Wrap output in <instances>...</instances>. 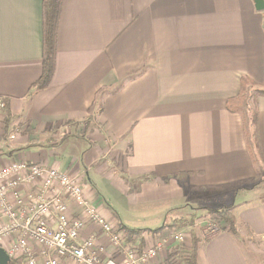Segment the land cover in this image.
I'll return each mask as SVG.
<instances>
[{
  "label": "crops",
  "instance_id": "crops-1",
  "mask_svg": "<svg viewBox=\"0 0 264 264\" xmlns=\"http://www.w3.org/2000/svg\"><path fill=\"white\" fill-rule=\"evenodd\" d=\"M42 2L0 0L1 112L5 126L25 131L0 141V164L83 169L84 195L112 225L129 229L121 210L222 207L237 197L235 231L242 223L264 239V191L239 195L264 180V96L261 163L249 156L240 114L227 107L241 78L264 88V8L253 0H61L52 78L33 91L42 72ZM67 123L76 135L60 138ZM52 130L54 141L29 144L31 134ZM165 228L149 230L147 242ZM88 233L99 231L90 224ZM237 236L222 230L201 243L198 264H250Z\"/></svg>",
  "mask_w": 264,
  "mask_h": 264
},
{
  "label": "built area",
  "instance_id": "built-area-1",
  "mask_svg": "<svg viewBox=\"0 0 264 264\" xmlns=\"http://www.w3.org/2000/svg\"><path fill=\"white\" fill-rule=\"evenodd\" d=\"M4 107L0 96V112ZM81 173L76 176L21 159L0 164V247L5 245L10 258L17 257L22 264H159L154 259L166 249L168 239L183 240L178 232L142 250L123 245V236L100 213L99 201L84 195L85 172ZM90 224L122 259L103 256L105 247L98 236L84 235Z\"/></svg>",
  "mask_w": 264,
  "mask_h": 264
},
{
  "label": "rangeland",
  "instance_id": "rangeland-1",
  "mask_svg": "<svg viewBox=\"0 0 264 264\" xmlns=\"http://www.w3.org/2000/svg\"><path fill=\"white\" fill-rule=\"evenodd\" d=\"M242 79H244L243 82V86L241 84ZM258 90L260 91H264V88H254L253 84L251 83V81L248 78H241L240 79V93L238 94V96L231 101L232 106L237 109L235 110L237 113L240 114L241 116V120H242V113H244L245 110H248L250 113H248L247 111V115L251 114V111H253L256 106H257V99L260 97L258 96ZM3 112H1L2 114ZM5 116L4 114L0 115V141H10V140H14V138L17 136H20V134H23L24 132H20L19 130H15L13 127L11 128L10 126H5ZM67 128L66 126L61 129V133H60V138L63 136H67L70 135L71 133H73V135H76L75 130L77 129V125L75 123H67ZM70 131L71 133L67 132ZM82 132V130H81ZM80 132V133H81ZM55 130H52L51 132H49L46 135H42V138L40 137H36L34 138L33 135L31 134L30 137L28 136L29 139V144H39L40 143V139L43 142H48L50 139L51 141H54L55 139ZM10 134L13 135V138H9ZM59 138V139H60ZM84 143H87V141L81 140ZM55 143V142H54ZM73 143V142H72ZM32 147V146H29ZM70 150V152L73 153L72 150H76L75 147L73 146L71 149L68 148ZM32 150V149H29ZM81 154V153H80ZM14 160V159H13ZM261 161V159H260ZM259 161V162H260ZM261 163V162H260ZM83 170V169H82ZM81 169H79L78 171L72 172V171H66L67 173H71L73 175L76 176H81L82 171ZM90 171V170H89ZM87 175V174H86ZM89 177V176H88ZM88 177H85V174L81 177L82 182L86 183L88 180ZM90 177H93V175H90ZM90 180V179H89ZM102 185L106 186L103 182L101 183ZM104 186H101L98 184V187L100 189V192L104 195V192H107V190L105 189ZM264 191V180L262 181H257L254 184L251 185V187L249 188H242L239 190V195L241 194H249L252 195L253 193H263ZM257 199H254L253 201L256 200H261L262 196H259V194L256 196ZM112 200V199H111ZM218 201V200H215ZM212 202V201H211ZM220 202V201H219ZM240 200L235 197V203H229L228 202L226 204L228 205H224L222 207H227L230 209L228 210V215H232L233 217V221L236 217V212L239 208V206L237 205L235 207V204L239 203ZM112 204H114L116 210H117V203L115 204L114 201H112ZM210 204H214V203H210ZM203 205V204H202ZM207 205H185L183 206L181 209H176V210H166L164 205H160V204H141L139 206H137L136 208H132L129 209L131 211H125V210H121L119 211L121 215L124 216V218H126V222L129 224V226H134L133 229H142L143 227H145L144 229H142L140 232L137 233H133L128 235L127 231H124L120 225L117 224L113 225L115 227V230L119 231L120 234L123 236V240L127 242L126 245L128 246H137L139 247L142 243L141 246H144L142 248H149L153 245V243L155 242V239L153 240V238L149 241V229L146 227H150L151 229H156L155 227L160 225L162 220L164 219V222H167V220H169L170 218L173 217H177V216H194L195 220L194 223L191 227V225H185L183 228L180 229V231L178 230H174V229H167L165 228L164 233L165 237L167 236H171L174 235L175 233L180 232L181 234L184 235V238L182 241L178 242L176 240H173L172 236L168 239V244L166 249L162 250L159 254V256L157 255V258L154 259V261L156 263L159 262H166V259L164 260L165 255L168 257V263L170 264H185V260L188 258V256H190V249H191V244H193V236H195V239L197 240L198 243L203 242L205 239H209L211 236L215 235L216 233L222 232V230H229L230 231V224L228 222L225 221H221L219 223L215 222V215L214 214H210L208 209H219L222 208L220 206H216L214 207V205H208L209 207H204ZM235 207V209H234ZM236 211V212H235ZM185 216V217H186ZM123 218V217H122ZM189 218V217H188ZM212 227V226H216V230L210 231L208 229V227ZM227 227V228H226ZM226 228V229H225ZM238 228L240 231V235L239 233H237L235 231V233H233L232 231H230L231 233H233L235 236H237L238 242L242 243V249L245 252L244 254H246L247 259L249 261L250 264H264V239H261L260 237L256 236L253 233H250L248 229L245 228V226L242 223H238ZM143 230L145 232H143ZM152 232H154V230H150ZM88 232H85L84 235H87ZM90 234V233H89ZM152 235V234H151ZM98 241L101 245H103L105 247V252L103 256H114V251L111 250V248H113L112 245L108 244V246L106 245L108 243L106 236L102 235V234H98ZM154 236V235H153ZM161 236L156 237V238H161ZM155 238V237H154ZM127 239V240H126ZM106 241V242H105ZM109 249V250H108ZM115 250V249H114ZM177 250V251H175ZM115 257V256H114ZM123 258V255L121 257V259ZM11 261L15 262V264H22V262L17 258V257H11L10 258ZM150 264V263H148Z\"/></svg>",
  "mask_w": 264,
  "mask_h": 264
},
{
  "label": "trees",
  "instance_id": "trees-1",
  "mask_svg": "<svg viewBox=\"0 0 264 264\" xmlns=\"http://www.w3.org/2000/svg\"><path fill=\"white\" fill-rule=\"evenodd\" d=\"M61 0H43L42 2V10H43V20H42V72L40 77L31 85V90H41L45 88L51 81L53 68H54V58H55V47H56V27H57V18L59 12ZM244 79H242L241 84L243 86ZM108 89V88H107ZM258 96H264V91L258 90ZM227 107L231 108V110H237L233 106H231V101L227 102ZM248 110H245L242 113V123H243V130L246 138V148L249 153V156L253 162L260 161V149L259 144L257 141V106L256 108L251 111V114L247 115ZM248 113H250L248 111ZM84 185V183H83ZM230 209L227 207H222L219 209H208L210 214H214L216 219L215 222L219 223L221 221L228 222L231 226L230 231L235 233L234 231V221L232 215H228V210ZM186 216V215H185ZM177 216L170 218L164 225L157 227L156 229H149L154 230V232L162 230L164 227L167 229H174L180 231L185 225H193L195 217L192 216ZM189 217V218H188ZM124 231L128 232V235L133 233L140 232L142 229H129L124 226H121ZM165 235V234H163ZM162 235V236H163ZM158 238H155V240ZM127 240V239H126ZM208 239H205L203 242H206ZM200 242L198 243L193 236V244H191L190 249V256L185 260V264H198L197 254L198 249L201 245ZM127 242L124 241L123 245H126ZM142 245V243H141ZM139 246V250H142L144 246ZM177 251V250H175ZM178 252V251H177ZM166 262H162L160 264H170L168 263V257L165 255L164 260ZM10 264H15V262L11 261Z\"/></svg>",
  "mask_w": 264,
  "mask_h": 264
},
{
  "label": "water",
  "instance_id": "water-1",
  "mask_svg": "<svg viewBox=\"0 0 264 264\" xmlns=\"http://www.w3.org/2000/svg\"><path fill=\"white\" fill-rule=\"evenodd\" d=\"M255 8L257 10H262L264 8L263 0H253ZM11 259L7 252L0 247V264H10Z\"/></svg>",
  "mask_w": 264,
  "mask_h": 264
}]
</instances>
